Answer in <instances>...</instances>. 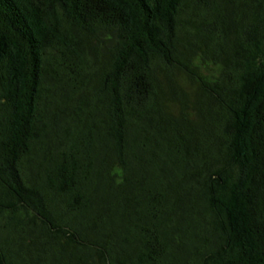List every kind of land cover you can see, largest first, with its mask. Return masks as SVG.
<instances>
[{
    "label": "trees",
    "instance_id": "trees-1",
    "mask_svg": "<svg viewBox=\"0 0 264 264\" xmlns=\"http://www.w3.org/2000/svg\"><path fill=\"white\" fill-rule=\"evenodd\" d=\"M0 264H264V0H0Z\"/></svg>",
    "mask_w": 264,
    "mask_h": 264
}]
</instances>
